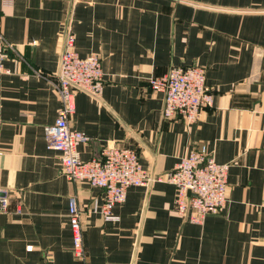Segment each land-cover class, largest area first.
Segmentation results:
<instances>
[{
    "label": "crops",
    "instance_id": "obj_1",
    "mask_svg": "<svg viewBox=\"0 0 264 264\" xmlns=\"http://www.w3.org/2000/svg\"><path fill=\"white\" fill-rule=\"evenodd\" d=\"M79 56L98 54L100 99L77 92L70 130L88 140L84 161L106 142L136 150L150 174L171 171L204 145L229 164L228 203L201 223L174 210L163 182L126 191L105 222L91 211L102 191L72 182L45 147L60 100L53 82L65 34ZM8 44L0 74V264H78L68 200L80 211L88 264H264V0H0ZM201 66L213 105L192 125L162 118L148 80ZM18 208V209H17Z\"/></svg>",
    "mask_w": 264,
    "mask_h": 264
},
{
    "label": "built area",
    "instance_id": "obj_2",
    "mask_svg": "<svg viewBox=\"0 0 264 264\" xmlns=\"http://www.w3.org/2000/svg\"><path fill=\"white\" fill-rule=\"evenodd\" d=\"M12 0H3L5 5ZM9 46L0 35V74L8 73L4 63ZM60 100L54 123L44 128L45 147L56 151L63 175L72 182L85 181L91 188L102 191V201L92 202L91 211L105 222H116L113 208L122 205L126 191L132 187L147 188L156 182L174 187V210L191 223H201L228 203L229 164L217 163L204 145L191 150L171 171L153 175L145 171L136 150L113 142L103 144L99 156L84 161L78 146L88 138L70 130L68 116L74 110L77 92L100 99L104 88V74L98 54L79 56L74 48V36L67 33L59 57L53 82ZM152 92L163 94L162 118L182 120L186 126L197 122L203 110L213 105V95L205 83L201 66H174L160 77L148 80ZM9 206L6 192L0 189V212ZM18 209V208H17ZM68 221L72 233V253L78 264H88L82 243L80 211L75 198L68 200Z\"/></svg>",
    "mask_w": 264,
    "mask_h": 264
}]
</instances>
